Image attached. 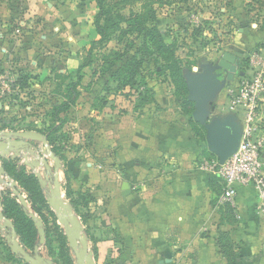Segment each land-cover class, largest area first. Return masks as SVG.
Returning <instances> with one entry per match:
<instances>
[{
	"label": "rangeland",
	"instance_id": "374dc122",
	"mask_svg": "<svg viewBox=\"0 0 264 264\" xmlns=\"http://www.w3.org/2000/svg\"><path fill=\"white\" fill-rule=\"evenodd\" d=\"M107 3L112 6L111 18H120L119 30L112 33L110 41L102 48L94 50L93 65L84 70L80 97L83 100L92 98L94 102H101L104 96L111 97L107 109L113 111L112 117L127 115L132 119L162 111L159 104L153 105L158 90L162 92L160 100L166 95L170 100L176 128L193 136L202 147L203 157H217L208 148L206 125L213 119L229 115L230 110L229 85L226 86L214 72L226 50L237 52L247 67V56L255 48L264 46V0H107ZM149 11H153L155 19L149 14L147 21L161 34L156 41L161 39L160 45L166 44L162 52L153 45L150 36L137 29L139 16ZM98 12L95 0H0V130L11 131L12 127L25 130L34 126L43 132H51L54 124L51 112L63 100L58 91L62 80L57 74L71 73L66 83L71 78L75 80L77 68L89 51L91 41L98 39L94 27ZM147 46L154 53L148 52ZM170 54L179 61L184 88L178 86V76H172L174 68L168 67L164 56ZM116 55H121L120 60L108 67ZM134 58L143 59L139 74L133 84L119 90L118 73ZM106 68L109 69L106 71ZM25 73L31 77L27 80L28 86L22 87ZM207 74L216 75L219 87L210 99L215 110L210 109L205 121L201 122L193 117L196 103L188 99V86L191 78ZM82 114L81 117L75 115L73 108L62 113L61 121L66 124L53 136L58 137L56 146L64 157L63 163L73 160L85 169L87 162L96 158L93 151L101 150L102 143L96 138L102 135L92 133L100 126V121L91 117L86 109ZM15 160L18 167L24 165L23 160ZM164 163L166 161L162 160ZM197 165H200V159ZM62 182L73 198L78 199L84 193L80 183L74 179L66 182L63 174ZM18 186L28 200V193ZM8 191L12 193V188L7 185L0 189L1 199ZM64 193L71 201L65 190ZM84 194L88 198L87 193ZM11 196L15 195L12 193ZM28 203L35 212L29 200ZM41 208L54 239L52 244L45 242L41 252L54 261L60 260V242L52 232L50 212L53 210L50 206V209ZM222 212L224 217L234 218L236 224L238 218L234 212L225 209ZM228 234L222 241V264H230L235 254L241 253V241L238 238L234 241ZM4 235L5 232L0 230V264H27L12 253ZM239 264L253 263L241 261Z\"/></svg>",
	"mask_w": 264,
	"mask_h": 264
},
{
	"label": "crops",
	"instance_id": "0c3cea01",
	"mask_svg": "<svg viewBox=\"0 0 264 264\" xmlns=\"http://www.w3.org/2000/svg\"><path fill=\"white\" fill-rule=\"evenodd\" d=\"M156 91L153 105L162 111L132 119L112 117L107 105L95 109L89 97L71 107L79 117L86 109L100 121L92 133L102 135L96 138L101 150L93 151L95 160L83 169L89 182L74 179L88 195L87 206L80 207L96 264H222L217 239L224 231L241 241L244 262L264 264V217L256 212L255 189H239L236 224L224 217L219 180L197 165L202 147L176 128L168 96L160 100ZM97 218L111 219L122 241L101 239Z\"/></svg>",
	"mask_w": 264,
	"mask_h": 264
},
{
	"label": "water",
	"instance_id": "95a60500",
	"mask_svg": "<svg viewBox=\"0 0 264 264\" xmlns=\"http://www.w3.org/2000/svg\"><path fill=\"white\" fill-rule=\"evenodd\" d=\"M226 58L239 62L231 53L225 54L223 59ZM218 87L219 82L215 74L190 79L188 99L196 103L193 112L196 120L204 122L208 111L215 110L210 99L214 91L217 92ZM206 126L208 148L223 164L238 150L242 137V125L238 117L230 113L225 117L213 119ZM17 158L23 160V164L33 171L43 187L47 203L67 237L74 264H96L86 228L71 201L65 198L62 183L63 161L52 150L48 135L37 130H0V189L4 185L12 188L13 195L18 198L28 216L34 220L39 234V243L35 245L33 251L28 250L18 237L13 220L4 214L0 197V230L5 232L4 237L12 253L27 264H57L41 252V246L46 242V230L42 218L32 211L21 188L7 174L3 165L4 160ZM49 159L53 161V165L50 164ZM123 189L126 192L129 191L127 182L123 184Z\"/></svg>",
	"mask_w": 264,
	"mask_h": 264
},
{
	"label": "trees",
	"instance_id": "16d2710c",
	"mask_svg": "<svg viewBox=\"0 0 264 264\" xmlns=\"http://www.w3.org/2000/svg\"><path fill=\"white\" fill-rule=\"evenodd\" d=\"M97 7L99 9V12L96 14L94 18V27L96 30V33L98 35V39H95L91 41L90 43V49L87 52L86 56L84 57L82 63L77 68V71L75 73V80L70 79L67 83L65 82L68 78L72 76V74H64V73H58L57 77L60 78L62 81L58 85V91L62 93L63 100L53 107V110L51 112V118L54 122V124L51 126V132L50 130L48 132H43L41 129H38L34 126L26 127L25 130H37L40 132H43L48 135V141L50 145L52 146L53 151L56 153V155L60 156L62 161H64V157L60 154L59 148L56 146L58 137L56 138L53 136L54 134L58 133L59 131H62L64 128L65 122L62 123L61 121V114L64 112H67L71 109V107L76 103L78 98L81 96V90L79 89L83 77H84V70L87 67H90L93 65L94 62V50L97 48H102L106 43H108L111 39V35L114 31L119 30V16L115 19H112L111 14V5L107 3V0H95ZM117 3V2H116ZM152 14V18L155 19V16L152 13L147 12L145 14H142L139 16L138 20V30L141 33H144L145 36H150V39L154 42L153 45L156 46L157 50L159 52L163 51V47L166 46V44L160 45L161 39L156 41L157 37H161V34L157 27L150 25V22L147 21L148 15ZM135 29V28H134ZM157 44L159 46H157ZM147 50L150 53H154L152 48L150 46H147ZM172 54V52H171ZM170 54V55H171ZM168 67H173L174 70L172 72V76L175 77L178 76V80L176 78V82L180 88L185 87V81L182 77V69L179 66V61L174 58V54L171 56H164ZM121 55H116L115 58L111 61L110 65L108 67H113L116 63V61L120 60ZM143 63V59L134 58L132 60H129L125 67L118 73V89H124L125 87L133 84L135 82V79L137 75L139 74V70L141 68V65ZM109 68H106V71ZM104 71V72H106ZM104 72H102L104 74ZM31 76L27 73L23 74V82L22 87L28 86V79ZM108 104L107 96H104L101 98V102H94L93 107L95 109H102ZM60 121V122H59ZM57 122H59L57 124ZM13 130H24V128H15L12 127ZM65 162V161H64ZM3 165L6 169L7 174L13 178L27 193H28V200L30 204L33 206L35 212L39 214V216L42 218L44 222V227L46 230V245L52 244L54 239L51 235V228L48 225V220L45 215V213L42 211L43 208L50 209L47 203V199L45 198L46 195L44 193L43 187L41 186L37 176L27 169L25 165H22L18 167L17 160H4ZM65 166V180L66 182H69L71 179L81 180L84 182H89V174L84 172V170L79 166L76 162L73 160H69L66 163H64ZM66 194L68 197H70L71 203L73 204L76 212L79 214V216L82 219V222L84 225H86L87 232L89 234V227L87 226V218L85 217V214L81 210L80 206H87V197L84 196L86 194H82L78 199L72 197V193L69 189H65ZM11 191H8L3 194L2 196V202H3V212L4 214L13 220L14 225L16 227V231L18 233L19 238L22 241V244L27 249H34L35 245L39 243V234L37 227L35 225L34 220L28 216L27 211L22 206V204L18 201V198L16 196H11ZM222 209L228 210L230 212H233L234 209L229 205L225 204L222 205ZM53 216V224H52V232L56 235V240L60 242L59 247V253H60V260H56L55 262L57 264H74V259L71 253V249L68 244V240L66 235L63 233L62 227L57 223L55 214L51 211L50 212ZM94 225L96 228L100 230L101 233V239L103 240H114L116 242H121L122 239L117 235L116 233V227L113 223V221L109 218H97L94 221ZM228 232H221L217 241L218 246L220 249V252L222 253L223 249V237H227ZM229 235V234H228ZM245 257L239 253L235 254V257L232 259L230 264H239V262L243 261Z\"/></svg>",
	"mask_w": 264,
	"mask_h": 264
},
{
	"label": "built area",
	"instance_id": "2783aa9c",
	"mask_svg": "<svg viewBox=\"0 0 264 264\" xmlns=\"http://www.w3.org/2000/svg\"><path fill=\"white\" fill-rule=\"evenodd\" d=\"M247 59L246 70L227 88L230 113L242 125L238 150L223 164L218 157L201 156L199 168L219 180L220 205L236 208L239 189L254 188L256 212L264 217V46L252 50Z\"/></svg>",
	"mask_w": 264,
	"mask_h": 264
},
{
	"label": "flooded vegetation",
	"instance_id": "af4514ba",
	"mask_svg": "<svg viewBox=\"0 0 264 264\" xmlns=\"http://www.w3.org/2000/svg\"><path fill=\"white\" fill-rule=\"evenodd\" d=\"M227 53H231L235 55L239 60V62L237 63V60L231 61L229 58L223 59L224 55ZM218 65L219 67L214 73L217 75L219 79L224 80L226 86L234 82L237 79V77L240 76L241 72L244 71V69H246V63L244 59L234 50H226L223 53L221 59L219 60Z\"/></svg>",
	"mask_w": 264,
	"mask_h": 264
}]
</instances>
